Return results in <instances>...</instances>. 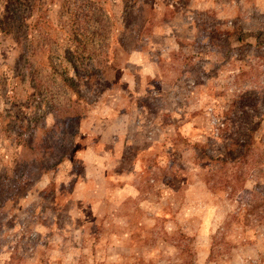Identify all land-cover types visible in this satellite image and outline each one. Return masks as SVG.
Instances as JSON below:
<instances>
[{
  "label": "rangeland",
  "instance_id": "1",
  "mask_svg": "<svg viewBox=\"0 0 264 264\" xmlns=\"http://www.w3.org/2000/svg\"><path fill=\"white\" fill-rule=\"evenodd\" d=\"M6 4L0 264H264V0Z\"/></svg>",
  "mask_w": 264,
  "mask_h": 264
},
{
  "label": "trees",
  "instance_id": "2",
  "mask_svg": "<svg viewBox=\"0 0 264 264\" xmlns=\"http://www.w3.org/2000/svg\"><path fill=\"white\" fill-rule=\"evenodd\" d=\"M27 0H7V4L5 6V18H8V15H10V9L14 8L15 10L22 8L25 6V2ZM93 3V2H92ZM10 19V17H9Z\"/></svg>",
  "mask_w": 264,
  "mask_h": 264
}]
</instances>
